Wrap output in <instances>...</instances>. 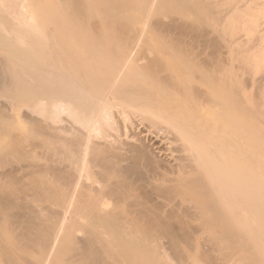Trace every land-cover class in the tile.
Segmentation results:
<instances>
[{
	"label": "bare ground",
	"instance_id": "bare-ground-1",
	"mask_svg": "<svg viewBox=\"0 0 264 264\" xmlns=\"http://www.w3.org/2000/svg\"><path fill=\"white\" fill-rule=\"evenodd\" d=\"M261 71L257 0H0V264H264Z\"/></svg>",
	"mask_w": 264,
	"mask_h": 264
},
{
	"label": "rangeland",
	"instance_id": "rangeland-1",
	"mask_svg": "<svg viewBox=\"0 0 264 264\" xmlns=\"http://www.w3.org/2000/svg\"><path fill=\"white\" fill-rule=\"evenodd\" d=\"M246 1V0H245ZM259 2H260V4L262 5V2H263V4H264V0H257V3H258V5H260L259 4ZM187 21L190 23V22H192L193 21V19H191V18H188L187 19ZM235 33H232L231 31H227V33H226V36L227 37H231V36H233ZM236 35H234L233 37H235ZM248 37V36H247ZM247 37H244V38H242L244 41H247V40H249V42H250V44H251V42H252V40L251 39H249L250 38V36L247 38ZM192 38V35H186L183 39H184V41L186 42V41H188L189 42V40ZM253 44V43H252ZM252 44L251 45H249V46H252ZM262 72V71H261ZM264 72V71H263ZM263 72L262 73H260V72H254L253 73V76L251 75V77H250V79L251 78H253V79H258V80H260V82H261V78L263 77ZM259 73V74H258ZM258 74V75H257ZM257 75V76H256ZM255 76V77H254ZM251 81V80H250ZM248 90H247V92L249 91H252V83L250 82V83H248ZM2 104H3V106L5 105V104H7V103H5V101L4 100H2L1 99V101H0ZM2 104H1V106H2ZM9 106H10V104H9ZM21 109V108H20ZM19 109V110H20ZM24 109L22 108L21 109V111H23ZM25 111H26V109H25ZM258 118H260V119H262V120H264V117L262 116V115H259L258 116ZM118 120V122H120V120L119 119H117ZM125 122L126 123H130L131 122V119H125ZM150 140V139H149ZM149 140H147L148 141V143L150 142ZM168 143H169V145H168ZM167 144H166V148H165V150L166 151H164V153L165 152H167L168 153V156L171 158V160H170V158L168 159L167 157L168 156H166L165 154H161V159H163V161L165 160V158H166V160H170L172 163H173V158H177L179 155V153L177 152V148H176V146L174 145V144H171V142L169 141ZM150 144V143H149ZM166 153V154H167ZM173 155V156H172ZM177 155V156H176ZM164 156V157H163ZM173 157V158H172ZM94 168V169H93ZM93 168H86V170H84L83 171V173H82V184L84 185V186H87V189H89V187H91L92 186V183H93V179H94V176H93V174L94 173H92V171L91 170H93V171H98L99 169V167H97V166H93ZM149 169V168H148ZM90 172V173H89ZM164 172V171H163ZM162 172V173H163ZM165 173V172H164ZM163 173V174H164ZM163 174H161V175H158L159 177H161L162 179H164V176H163ZM174 176V175H173ZM161 182H163V180H160ZM94 186H97V185H94ZM183 212V211H182ZM166 242H164L166 245H164V247H165V249H167L168 250V253H169V255L167 254V259H168V262H171V261H173V258H174V256H173V252H175V251H173L172 252V249L173 248H171L170 246H168V240H165ZM206 246V245H205ZM205 246L204 247H202V248H200L199 250H198V252H200V253H211V252H208V251H206V249H207V246H206V248H205ZM171 248V249H170ZM205 248V249H204ZM174 250V249H173ZM174 255H175V253H174ZM199 257H201V256H199ZM199 261L201 262L200 264H218V262L217 261H209V260H207L206 258H204V257H202V258H200L199 259ZM187 264H196V263H194V262H191V263H187ZM239 264V263H238Z\"/></svg>",
	"mask_w": 264,
	"mask_h": 264
}]
</instances>
